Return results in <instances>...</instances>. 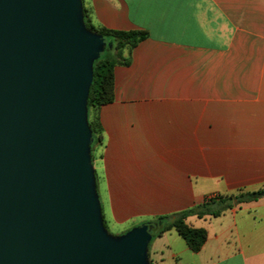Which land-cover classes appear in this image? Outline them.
Wrapping results in <instances>:
<instances>
[{
  "label": "crops",
  "instance_id": "crops-1",
  "mask_svg": "<svg viewBox=\"0 0 264 264\" xmlns=\"http://www.w3.org/2000/svg\"><path fill=\"white\" fill-rule=\"evenodd\" d=\"M80 4L95 27L146 33L114 68L113 101L97 113L103 227L119 237L264 188V0ZM185 223L206 231L201 249L174 230L151 234L149 264H264V198Z\"/></svg>",
  "mask_w": 264,
  "mask_h": 264
},
{
  "label": "water",
  "instance_id": "water-1",
  "mask_svg": "<svg viewBox=\"0 0 264 264\" xmlns=\"http://www.w3.org/2000/svg\"><path fill=\"white\" fill-rule=\"evenodd\" d=\"M100 40L80 0H0V264H146L147 226L107 236L93 197L83 58Z\"/></svg>",
  "mask_w": 264,
  "mask_h": 264
},
{
  "label": "trees",
  "instance_id": "trees-1",
  "mask_svg": "<svg viewBox=\"0 0 264 264\" xmlns=\"http://www.w3.org/2000/svg\"><path fill=\"white\" fill-rule=\"evenodd\" d=\"M81 15L85 29L104 40L110 41L114 50V52L107 53L94 62L91 68V80L86 96L87 124L92 138L91 147L98 149L103 145V132L97 113L100 107L113 101V70L116 66H126L129 64V56L132 49L146 38V33L142 31L121 32L95 27L91 23L86 9L81 8ZM262 198H264V188L253 192L218 197L216 200L205 199L199 205L156 218L155 221L159 225H157L158 229L152 235L160 237L163 233L174 230L185 242L189 250L196 253L205 243L206 231L186 224L185 220L187 218L217 217L225 210L237 204L257 201ZM232 200L235 201V205L232 203ZM104 227L107 229L105 225Z\"/></svg>",
  "mask_w": 264,
  "mask_h": 264
},
{
  "label": "rangeland",
  "instance_id": "rangeland-1",
  "mask_svg": "<svg viewBox=\"0 0 264 264\" xmlns=\"http://www.w3.org/2000/svg\"><path fill=\"white\" fill-rule=\"evenodd\" d=\"M75 30H76V33L82 38H85L86 36H88V33L81 31L76 26H75ZM112 52H114V50L112 48V43L108 40H104L103 38H101L98 45L95 47V54H93L92 56L84 57L83 62L86 65V67L90 69L96 60H98L100 57H103L105 54L112 53ZM82 110H83L82 116L87 118V108L84 107V108H82ZM82 121H83V125L85 127V119L83 118ZM86 132H88L87 128H86ZM91 145H92V138H90V143H89V148H88V154H89L88 164H89V170H90V174H91V180L93 182V197L96 200V202L98 203V206L100 208L101 201H100L99 192H98V188H97L98 180H97V176L95 173V165H96V159H97V148L94 149L91 147ZM98 215H99V217H101V212ZM101 220H102V218H100V221ZM154 223L155 222L149 223L147 225V228H148L150 234L155 233L156 230L158 229L157 225ZM103 229H104L103 231L105 232V234L107 236H110L111 238H117L118 234L120 233V229L107 227V231L112 236H115V237H112L111 235H109L106 232V229L104 227H103ZM146 264H149L147 251H146Z\"/></svg>",
  "mask_w": 264,
  "mask_h": 264
}]
</instances>
